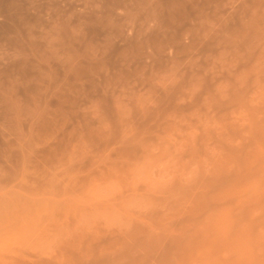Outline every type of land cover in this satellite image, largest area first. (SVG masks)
<instances>
[{
	"label": "rangeland",
	"instance_id": "rangeland-1",
	"mask_svg": "<svg viewBox=\"0 0 264 264\" xmlns=\"http://www.w3.org/2000/svg\"><path fill=\"white\" fill-rule=\"evenodd\" d=\"M0 264H264V0H0Z\"/></svg>",
	"mask_w": 264,
	"mask_h": 264
}]
</instances>
